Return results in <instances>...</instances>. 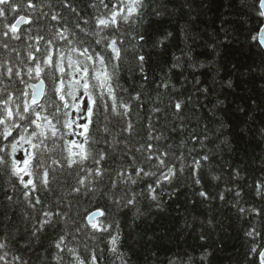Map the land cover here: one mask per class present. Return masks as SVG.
Masks as SVG:
<instances>
[{"label":"snow or ice","instance_id":"snow-or-ice-1","mask_svg":"<svg viewBox=\"0 0 264 264\" xmlns=\"http://www.w3.org/2000/svg\"><path fill=\"white\" fill-rule=\"evenodd\" d=\"M57 3L59 10L52 0H0V47L9 50L8 41L25 45L23 52L11 48L17 63L0 60V227L5 229L0 233V264H29L19 254L8 260L12 241L35 252V264H132L131 252L147 235L144 221L153 212L167 211L169 201L179 207L181 197L193 210L220 204L241 218L251 217L245 235L252 243L245 262L264 264V176L249 180L241 165L228 162L224 171L214 164L213 147L233 150L227 137L214 143L193 131L184 139V113L192 97L173 96L177 89L169 87L171 79L157 84L149 72V21L180 9L170 8L168 0ZM181 7L192 11L188 0ZM259 10L264 17V0H259ZM180 31L185 43L195 40L187 26ZM172 35L152 39L151 48L164 51ZM184 55L192 58L190 51ZM182 68L183 56H175L169 72ZM227 87H232L230 80ZM161 88L169 93L172 120L181 122L173 123L172 134L164 122L167 116L161 120ZM199 91L207 94L209 88ZM65 175L75 182L61 181ZM80 196L105 201L95 210L77 213L87 221L83 228L91 230L83 233L88 238L83 252L77 246L83 229L71 215L73 201L68 199ZM21 203L26 209L23 233L13 227ZM197 219L192 216V221ZM216 223L211 212L200 220L211 230ZM184 224L193 226L187 219ZM204 227L201 241L207 240ZM49 229L59 233L51 250L43 239ZM160 239L155 233L148 236L152 242ZM202 247L198 259L207 264L212 252ZM150 255L157 257L155 244ZM166 264H194V259L177 252Z\"/></svg>","mask_w":264,"mask_h":264},{"label":"trees","instance_id":"trees-1","mask_svg":"<svg viewBox=\"0 0 264 264\" xmlns=\"http://www.w3.org/2000/svg\"><path fill=\"white\" fill-rule=\"evenodd\" d=\"M37 2L39 4V0ZM188 2L192 5L190 13L181 7L184 0H168L170 8L180 10L174 14L150 19L149 45L145 48L150 56L148 64L150 75L157 84L170 78L172 84L169 87L174 84L177 89L172 93L173 96L192 97L191 104L184 113L186 119L183 121L181 134L184 139H189L193 131L201 137L208 135L209 141L214 143H219L218 137H227L232 145L231 152L227 149L222 152L216 151L213 144L209 143V147H213L215 152L214 164L224 171H227L224 165L228 162L241 165L245 168L249 180L264 176V167H261V163L264 162L262 158L264 140H260L258 135L255 138L254 135L255 126L264 127V51L258 42L263 17L258 14L259 0H188ZM52 3L59 10L57 0H52ZM44 11L48 9L45 7ZM9 19H12L11 15ZM42 22L47 23L48 18H43ZM184 26H187L195 36V40L185 43L180 31ZM22 28L28 30L27 25H23ZM3 30V22H0V31ZM31 30L35 32V27ZM168 32L173 35L164 51L152 49V39ZM3 43L4 38L0 37V45ZM8 43L9 50L0 47V60H11L15 64L16 55L11 48L23 52L25 45L18 41ZM188 44H191V48ZM189 51L191 59L184 55ZM175 56H183V68L170 73L169 67ZM194 63L202 64L203 67L193 69L190 65ZM197 79L200 81L199 84L195 83ZM229 80L232 82L231 88L227 87ZM0 87H3V84H0ZM12 87L15 88L16 85L12 84ZM203 87H208L209 93L199 91ZM159 91L163 93L161 96L163 103L159 105L163 110L161 120L163 116H167L164 122L167 123L169 134H172L173 123L179 126L181 122L173 121L167 108L169 93L163 88ZM221 124L223 127H220ZM188 147L191 148L193 145L189 143ZM196 147L197 150H201L199 145ZM60 179L61 181L68 179L69 183L75 182L74 178L66 175ZM9 194L17 195L11 192ZM2 195L0 193V197ZM68 199L73 201L71 215L83 229L78 234L81 243L77 245L83 252V241L88 239L83 233L91 230L83 228L87 221L81 220L77 213L83 214L85 208L95 210L97 205L102 206L105 201L99 196L92 199L83 196ZM77 199L80 201L79 206L76 205ZM176 203L169 201L167 211L153 212L150 218L144 221L142 228L147 235L131 252L132 264H152L153 260H156V264H166V258L177 252L185 258L191 255L194 264H201L198 257L203 251L202 246L212 252L207 264H246L245 254L251 246L252 238L246 236L245 232L249 230L251 217L241 218L235 209L222 207L220 204L214 205L211 209L198 206L193 210L185 197L180 198L179 207L175 206ZM64 209L68 210L67 203L64 204ZM25 210L24 204L21 203L15 214L16 224L13 225L20 227L21 233L22 213ZM209 212L213 219L218 221L215 230L200 224V220L206 219ZM193 215L198 217L196 221H192ZM185 219L192 223L191 228L185 226ZM28 227H31V223ZM202 227L207 236L206 241L199 239ZM4 231L5 229L0 227V233ZM154 233L162 239L158 242L149 241L148 236ZM58 234L57 231L49 229L43 237L44 246L51 250V245ZM69 239L71 240V236ZM256 242L261 241L257 239ZM88 243L91 244L92 241ZM75 244L73 241V245ZM154 244L157 257L150 255L154 250ZM8 251L9 261L12 260L13 254H19L29 260V264L36 262L35 252L26 251L16 241H12Z\"/></svg>","mask_w":264,"mask_h":264},{"label":"clouds","instance_id":"clouds-1","mask_svg":"<svg viewBox=\"0 0 264 264\" xmlns=\"http://www.w3.org/2000/svg\"><path fill=\"white\" fill-rule=\"evenodd\" d=\"M258 14L260 15V10H259V13ZM262 129H264V127H259L258 125L255 126V132H254L255 138L258 135V137L260 138V140H264V132L261 131ZM262 158H264V157H262Z\"/></svg>","mask_w":264,"mask_h":264},{"label":"water","instance_id":"water-1","mask_svg":"<svg viewBox=\"0 0 264 264\" xmlns=\"http://www.w3.org/2000/svg\"><path fill=\"white\" fill-rule=\"evenodd\" d=\"M261 38H264V17H263V25H262L261 29L259 30V33H258V42L264 51V46L261 45Z\"/></svg>","mask_w":264,"mask_h":264}]
</instances>
